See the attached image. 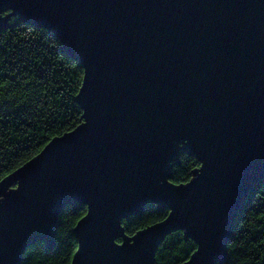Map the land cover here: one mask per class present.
<instances>
[{
    "label": "water",
    "instance_id": "obj_1",
    "mask_svg": "<svg viewBox=\"0 0 264 264\" xmlns=\"http://www.w3.org/2000/svg\"><path fill=\"white\" fill-rule=\"evenodd\" d=\"M12 15L81 64L84 121L0 181V264L51 247L75 201L71 264H156L178 230L197 245L181 264L222 263L264 179V0H0V29ZM182 152L201 165L177 184ZM149 202L168 214L126 234Z\"/></svg>",
    "mask_w": 264,
    "mask_h": 264
},
{
    "label": "trees",
    "instance_id": "obj_2",
    "mask_svg": "<svg viewBox=\"0 0 264 264\" xmlns=\"http://www.w3.org/2000/svg\"><path fill=\"white\" fill-rule=\"evenodd\" d=\"M7 25L0 29V181L37 155L52 138L84 121L76 101L84 75L81 64L50 30L13 15ZM200 165L196 156L182 152L172 166L170 181L188 182ZM87 209L78 201L67 205L60 213L54 244L30 245L22 264H71L78 247L73 229ZM168 212L149 202L141 215L123 220L124 231L133 235ZM196 247L183 231L172 232L159 244L155 262L181 264ZM220 264H264V179L252 186L244 200L232 225L227 256Z\"/></svg>",
    "mask_w": 264,
    "mask_h": 264
}]
</instances>
